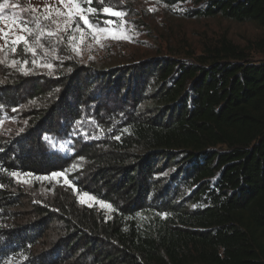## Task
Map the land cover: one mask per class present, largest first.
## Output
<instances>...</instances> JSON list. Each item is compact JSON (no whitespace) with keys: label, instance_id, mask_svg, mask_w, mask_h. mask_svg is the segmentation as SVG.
I'll return each instance as SVG.
<instances>
[{"label":"trees","instance_id":"1","mask_svg":"<svg viewBox=\"0 0 264 264\" xmlns=\"http://www.w3.org/2000/svg\"><path fill=\"white\" fill-rule=\"evenodd\" d=\"M180 1L194 3L188 16L264 27V0L170 3ZM142 64L0 85L8 108L30 99L25 129L0 142V264H264V60L223 39L191 62ZM91 101L97 138L77 155L52 151L46 136H72ZM80 158L92 180L77 186L111 216L62 189L32 204L16 190L11 173L50 175ZM56 219L59 235L42 241Z\"/></svg>","mask_w":264,"mask_h":264},{"label":"rangeland","instance_id":"2","mask_svg":"<svg viewBox=\"0 0 264 264\" xmlns=\"http://www.w3.org/2000/svg\"><path fill=\"white\" fill-rule=\"evenodd\" d=\"M173 0H104V6H117L119 10L127 13L125 19L128 23L125 27L128 29L130 40H105L103 47L89 41L82 48V54L75 55L67 46V42L57 46L59 59L52 60L54 67L49 70L43 67H34L31 64V56H11L8 60L28 59L29 64L26 66L30 71L24 74L19 70V65L13 67L10 63H0V85L17 82L22 77L25 80H39L42 83L46 81H54L56 78L70 74L74 68L78 66H86L97 69H104L108 73L115 74L121 72L123 74L126 66L135 63L150 62L154 59L175 58L185 62H191L194 56L204 54L208 47H213L223 39L231 40L232 44L243 50L247 56V60L259 62L264 60V27L253 21H237L222 15L214 17L205 16H188L185 14L195 5L191 1H180L170 3ZM4 0H0L3 3ZM11 3H18L21 8L6 10L5 14L11 15L13 12L20 13L21 9L27 8L29 4L35 7H43L45 4H51L54 0H8ZM92 6L100 8V3L95 2ZM150 9H154L151 11ZM108 17H101L106 19ZM114 21L119 22L117 18L112 17ZM3 26V25H0ZM91 44V47H89ZM50 57H46L47 61ZM3 89V88H2ZM52 94L49 93L47 97ZM3 93L0 92V142L10 139L13 134L19 130L25 129L28 123V102L27 95L22 96L20 105L8 108ZM46 100V99H45ZM43 99V102H45ZM27 103V104H26ZM32 105V104H31ZM100 105L98 102L91 101L84 107V118L81 120V126L77 128L72 136L54 137L46 136L49 148L54 152H60L61 155L73 156L79 152L80 141L95 139L96 130L91 116H94ZM89 112H92L90 115ZM93 122V123H92ZM3 150V149H0ZM75 165V167H73ZM89 160L81 159L77 163H73L67 169V177L76 185V190L66 186L63 177L54 180H40L35 175L27 177L28 183L19 181L16 177V190H23L30 198L26 203H33L43 198L52 197L56 193V189H62L72 193L77 197V201L82 206H86L104 216H111L113 213V205L107 201L98 199L94 192L82 190L77 186H90L92 170ZM20 173L22 176L29 173ZM47 176V175H44ZM84 192L95 197V200H87V203L80 202V195ZM98 201L104 204H110L111 209L102 207ZM91 205V206H89ZM26 215L27 209H22ZM24 215V216H25ZM27 216V215H26ZM47 238L42 241L50 242L59 235V230L63 227L59 219L47 223ZM48 240V241H47ZM68 261V260H66ZM65 264H81L79 259H72Z\"/></svg>","mask_w":264,"mask_h":264},{"label":"snow or ice","instance_id":"3","mask_svg":"<svg viewBox=\"0 0 264 264\" xmlns=\"http://www.w3.org/2000/svg\"><path fill=\"white\" fill-rule=\"evenodd\" d=\"M97 0H54L43 7H35L29 4L21 9L20 13L5 14L6 10L21 8L18 3H9L4 0L0 3V63H10L11 66L19 65V70L25 75L30 69L28 59L8 60L11 56H31V64L34 67H43L51 70L54 67L52 60L59 59L57 46L67 42V46L77 56L82 54L83 46L89 42L103 47L105 40H130L126 12L119 10L115 5L104 6V0H98L100 8L92 6ZM154 11V9H150ZM101 17H108L101 19ZM117 18L118 23L111 19ZM91 47V44H89ZM46 57H50L47 61ZM119 139V137H116ZM82 159V158H81ZM75 167V165L73 166ZM23 183H28L27 177L31 173L24 174L13 172ZM63 177L66 186L76 190V185L70 180L65 171L52 172L50 175L37 177L40 180H54ZM95 200V197L84 192L80 195V202L87 203ZM102 207L111 209L110 204L98 201ZM91 206V205H89Z\"/></svg>","mask_w":264,"mask_h":264}]
</instances>
